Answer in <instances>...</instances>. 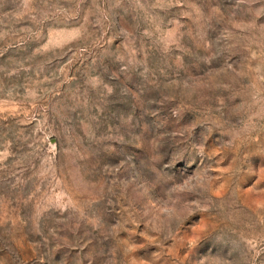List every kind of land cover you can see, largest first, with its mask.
Returning a JSON list of instances; mask_svg holds the SVG:
<instances>
[{
  "label": "rangeland",
  "instance_id": "rangeland-1",
  "mask_svg": "<svg viewBox=\"0 0 264 264\" xmlns=\"http://www.w3.org/2000/svg\"><path fill=\"white\" fill-rule=\"evenodd\" d=\"M0 264H264V0H0Z\"/></svg>",
  "mask_w": 264,
  "mask_h": 264
}]
</instances>
